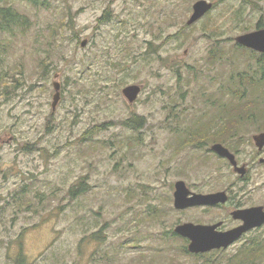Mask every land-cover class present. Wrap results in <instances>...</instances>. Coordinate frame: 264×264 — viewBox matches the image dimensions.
Here are the masks:
<instances>
[{"label":"rangeland","instance_id":"rangeland-1","mask_svg":"<svg viewBox=\"0 0 264 264\" xmlns=\"http://www.w3.org/2000/svg\"><path fill=\"white\" fill-rule=\"evenodd\" d=\"M197 1L0 0L29 22L0 34V264H204L168 232L233 226L231 207L175 210L174 184L246 192L249 204H264V169L250 143L264 121L241 127L237 160L247 181L210 153L211 134L188 141L196 134L176 132L214 128L210 100L236 70L260 77L256 58L233 47L264 25V0H205L213 9L187 25ZM129 85L141 87L132 104L122 95ZM133 116L144 119L136 132L120 125ZM81 181L87 187L72 200L68 190ZM153 209L165 217L148 219ZM253 237L264 240V231L244 239ZM242 244L207 257L230 260Z\"/></svg>","mask_w":264,"mask_h":264},{"label":"trees","instance_id":"trees-1","mask_svg":"<svg viewBox=\"0 0 264 264\" xmlns=\"http://www.w3.org/2000/svg\"><path fill=\"white\" fill-rule=\"evenodd\" d=\"M31 2H35V0H30ZM99 21H104V16L99 19ZM29 25V22L25 15L22 13H19L18 11L14 10L11 7H1L0 8V34L1 33H10L13 29L19 28L21 31H25L24 26ZM264 25L258 21L255 25V29H262ZM216 38V37H211ZM219 41V40H217ZM216 41V43H218ZM235 49L240 50L243 52L246 57H240L241 59L249 58L253 59L256 58V69L257 71H260V77L257 79V75L253 76L252 72L248 71H239L240 69L236 70L235 76H230L229 83L232 84L226 86L224 90H222L220 96L217 97V99L214 101V99H211V105H216V113H218V116L216 120H210L209 123L213 124L214 127H219L220 124L222 125L223 122L226 124L227 129H241V127L248 123H256L257 121H264V107L261 109L258 107L260 103H257L255 99L257 97L258 88L259 86L264 83V55L257 54L255 52L249 51L245 48H242L238 46L237 44L234 45ZM246 54V55H245ZM236 55V54H235ZM210 58H216V55L214 52H211ZM209 58V61L211 59ZM240 59H238L239 61ZM247 64V66H252V63L249 61L243 62ZM254 66V67H255ZM258 66V67H257ZM47 67V66H46ZM21 72V71H20ZM44 72V71H43ZM222 88V89H223ZM224 92V93H223ZM264 91H261L258 93H262ZM227 96L228 100H224V97ZM226 102V103H225ZM258 113V114H257ZM219 119V120H218ZM143 118L138 116H133L130 119L126 121H120V125L126 128H129L131 130H137L143 123ZM260 125L259 127H261ZM264 127V126H262ZM224 128V127H221ZM204 131L200 130H193L191 133L192 135L196 136H189V139H195L198 135L204 134ZM189 134V135H191ZM188 135V134H186ZM214 136V137H213ZM217 136V139H214ZM238 135H212L210 142H220L221 144H224L227 148L230 150H236L237 149V143L233 140L238 138ZM199 146L200 144H196ZM85 187H87L82 181L78 182L75 185H72L68 190V196L74 200L78 195L82 194L85 190ZM166 212L165 210H158L153 209L152 212L149 213L148 219H156V218H162L165 217ZM170 234V238L172 240H180L182 241L179 245V249L181 253L186 256H192L196 258V260L200 258H205L206 262L204 264H241L243 261H250L254 259H262L264 258V245L260 246V244L257 246H253L251 248H244L243 251H239L236 253V255L233 256L230 260H215V259H208L207 256L211 257L212 253L210 254H203V255H191L187 251V241L178 238L177 235L174 234L173 231L168 232ZM168 237V235H165ZM169 239H164V242H168ZM176 249V246H174ZM216 253V252H214ZM218 253V252H217ZM22 261V260H21ZM20 261V262H21ZM219 261V262H218ZM240 261V262H236ZM252 263V262H247ZM21 264V263H18Z\"/></svg>","mask_w":264,"mask_h":264},{"label":"water","instance_id":"water-1","mask_svg":"<svg viewBox=\"0 0 264 264\" xmlns=\"http://www.w3.org/2000/svg\"><path fill=\"white\" fill-rule=\"evenodd\" d=\"M213 4L205 0H199L192 6V14L187 21V25H192L199 21L211 9ZM235 43L245 49L264 54V28L258 29L250 33L239 35L235 38ZM86 42H82L84 47ZM55 95L53 97L52 109L54 110L60 98L59 84H54ZM141 87L137 85H129L122 90V95L129 104H132L138 98ZM255 146L261 149L264 146V133L253 137ZM211 150L220 157L226 158L230 164L235 167V171L240 175L244 174L243 168H237L236 162L232 154L229 153L220 144H215ZM264 164V159L260 160ZM226 201L224 191L197 194L191 192L185 182L177 181L174 184L173 207L175 210L183 211L192 207H213ZM234 219H242L245 224L234 230L227 232H217L216 229L220 223L215 225H193L190 223L178 225L174 228V233L181 238L188 240L187 250L190 254H205L213 250L227 249L232 245L243 233L248 229L258 227L264 223V212L260 208L247 211H238L232 214ZM249 220V223H247Z\"/></svg>","mask_w":264,"mask_h":264},{"label":"flooded vegetation","instance_id":"flooded-vegetation-1","mask_svg":"<svg viewBox=\"0 0 264 264\" xmlns=\"http://www.w3.org/2000/svg\"><path fill=\"white\" fill-rule=\"evenodd\" d=\"M223 125H225V122H223ZM261 125L264 126L263 124H261ZM261 129H264V128H260L259 127V131ZM133 131L136 132V130H133ZM192 131L193 130H191V129H189V130H180V131L179 130L178 131L176 130L177 133L188 134V135L191 134ZM259 131H256L258 133L251 136L250 143H252V145L256 149V157H257L256 159H257L258 166L260 168L264 169V164L260 162L261 159H264V146L261 149H259L258 147L255 146V143L253 141V137H255L257 135H260L261 133H264V131H260V132ZM204 132L205 133H208V134H211V135H223V136H227V135H234L235 136V135H238L239 136L238 138L233 139L237 143V149L236 150H230L229 148H227L224 144H221L220 142L214 143L213 145L220 144L225 149H227L229 151V153L233 155L234 160L236 162V167L237 168H243L244 169V174L243 175H240L239 173H237V171H235V167H233L226 158H223V157L218 156L210 148H209V151H210V153H212V155L216 156L218 158V160H221V161L227 163L232 168V170L234 171V173L238 176V179L240 181H247V179L249 180V178L246 176L248 174V168L246 167V164H239V162L237 160V153H238L239 147L242 144L243 139H244V138H242L244 136L243 135V132H247V130H242V129H232V130H229V129H225V128L214 127L212 129L205 130ZM213 145H211V147ZM262 185L264 186V182H262ZM228 191H229V189H227V191L224 190V192L226 194V201L224 203H220V204H218L216 206H213V207H204V208H211V209L212 208L214 209V208H225V207H228L229 208V207H231V210L229 211V216H230L232 222L234 223L233 226L227 227L225 221H218L216 223H213V224L208 225V226H211V225H215V224L220 223V226L216 229V231L217 232H220V233L221 232H227V231H230V230H234V229H236L238 227H241V226H243L245 224V221L244 220H242V219H234L233 218L232 214L234 212L247 211V210L257 209V208H260L262 210V212H264V204H249L248 201L244 200L245 198H249L250 196H252L250 193L241 192V193H239L237 195V198H234V196H232L233 194L230 195L228 193ZM218 192H221V191H218ZM213 193H216V192H213ZM229 205H232V206H229ZM192 208H195V207H192ZM189 209H191V208H189ZM247 223H249V220H247ZM262 231H264V223H262L258 227H254V228L248 229L245 233H243L228 248L234 246L237 243H241L242 241H243V244L240 246V248L242 247V250L241 251H243L244 248H251V247H253L255 245L258 246L259 244H260V246H262V245H264V240L262 238L259 239L258 237H253V239L252 238L251 239L248 238V240L247 239L246 240L244 239L249 234L256 233V232H262ZM13 248H15L17 250V255L19 257V248H18V246L15 245V243L11 245V252L14 251ZM227 249H225V250L224 249L215 250V251H212L210 253L214 254V252H223V251H226Z\"/></svg>","mask_w":264,"mask_h":264}]
</instances>
